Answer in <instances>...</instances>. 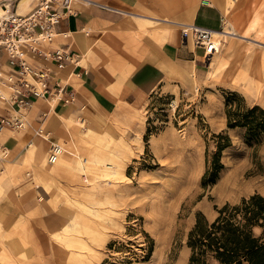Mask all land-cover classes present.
<instances>
[{"label": "crops", "instance_id": "0c3cea01", "mask_svg": "<svg viewBox=\"0 0 264 264\" xmlns=\"http://www.w3.org/2000/svg\"><path fill=\"white\" fill-rule=\"evenodd\" d=\"M38 1L17 2L14 9L27 14ZM235 6L234 0H72L69 9L58 7L62 15L55 27L56 36L51 44L40 47L46 51L69 48L78 54V64L57 70L50 59L32 55L29 59L35 67L57 71V78L74 90L75 98L68 104L57 101L54 110L46 106L48 100L38 98L30 108L21 111L26 118L25 128L49 136L48 140L35 136L32 149L26 140H15L19 130L6 129L0 133V152L8 154L7 164L0 157V167H3L0 171V264H37L42 253L44 257L50 254L51 247L46 241L50 242L51 235L59 240L56 234L60 226L51 223L52 215L45 208L33 210L37 198H49L41 181L55 177L66 197L71 194L68 190L72 193L89 190L80 184V176L73 174L78 161L85 165L88 158L87 148L77 141L74 130L97 127L112 138L114 145L118 144L124 133L117 131L123 128L115 118L130 121L139 116L137 111L152 93L192 85L196 75L205 71L202 64L211 65L219 52L204 58L201 47L181 37L182 23L215 31L225 24V15L229 14L237 30H247L248 24L243 25L244 29L236 24ZM239 41L231 39L224 45L228 64H232L230 53ZM249 42L256 41L250 39ZM250 49L254 51L255 47L244 45L242 51ZM0 69L5 75L9 71L4 54L0 55ZM11 114L12 107L0 102V116ZM43 115H48V121L37 122ZM59 116L73 118L72 123L63 127ZM56 140L65 142L81 155L74 152L70 157L63 153L61 155L65 156L60 155L56 165L49 163L47 145ZM162 142L166 144V138ZM66 163L71 172L66 170ZM52 168L57 169L56 175ZM72 184L74 189H71ZM73 203L68 206L64 219V225L70 230L77 228L79 219ZM70 220L76 224L72 229L67 224ZM66 248V258L70 259L75 249Z\"/></svg>", "mask_w": 264, "mask_h": 264}, {"label": "rangeland", "instance_id": "374dc122", "mask_svg": "<svg viewBox=\"0 0 264 264\" xmlns=\"http://www.w3.org/2000/svg\"><path fill=\"white\" fill-rule=\"evenodd\" d=\"M2 1L16 9L17 0ZM234 4L236 24L241 29L248 24L247 30H237L226 14L223 28L233 34L219 45L211 65L202 64L205 71L196 75L192 85L156 91L137 111L139 116L127 122L115 118L123 128L117 131L122 130L124 138L112 146L113 153L120 156L126 146L136 153L130 159L120 156L128 178L96 179L89 184L79 180L90 191L88 209L95 220L94 225H88L96 236L83 234L87 246L94 250L92 264H188L186 240L197 213L211 221L225 203L234 204L254 192L264 195V140L246 143L243 129L226 128L224 111L228 91L243 96L247 105L264 107V0H234ZM231 39L240 43L232 49V64H228L224 45ZM244 45L255 50L242 51ZM39 121L45 123L48 115L39 116ZM224 130L231 144L221 153L224 167L214 185L202 187L206 160L216 149V136ZM165 138L166 144L162 142ZM153 141L157 150L151 146ZM55 142L70 157L77 152L65 142ZM0 153L7 164L8 154ZM71 187L74 189L73 184ZM52 218L54 226L64 224L65 218ZM67 224L71 229L76 225L71 220ZM51 238L46 241L51 255L42 253L37 264H74L66 258L67 248L53 235Z\"/></svg>", "mask_w": 264, "mask_h": 264}, {"label": "built area", "instance_id": "2783aa9c", "mask_svg": "<svg viewBox=\"0 0 264 264\" xmlns=\"http://www.w3.org/2000/svg\"><path fill=\"white\" fill-rule=\"evenodd\" d=\"M71 0H39L27 14L17 13L14 6L4 7L0 14V55L6 56L9 71L5 74L0 69V100L14 107L16 114L0 116V132L6 129L20 130L26 123L21 111L30 108L38 98L65 104L75 98V92L66 82L57 78L55 70L35 67L29 55L50 59L57 70H63L69 64L76 66L78 54L69 48L43 50L41 44H51L56 36L55 27L62 12L58 7L69 9ZM4 2L0 0V6ZM225 22L223 21V24ZM223 26L219 30H222ZM181 37L191 39L209 58L218 51L213 30L194 24L182 23L179 28ZM6 90H10L6 92ZM19 111V112H18ZM47 160L53 164L65 151L58 142H51Z\"/></svg>", "mask_w": 264, "mask_h": 264}, {"label": "trees", "instance_id": "16d2710c", "mask_svg": "<svg viewBox=\"0 0 264 264\" xmlns=\"http://www.w3.org/2000/svg\"><path fill=\"white\" fill-rule=\"evenodd\" d=\"M226 128L244 130L246 143L264 140V107L247 105L243 96L228 91L224 96ZM216 149L206 160L201 186L214 185L224 164L221 153L229 147L227 130L216 136ZM211 221L197 213L187 235L188 264H264V195L254 192L234 204L217 208Z\"/></svg>", "mask_w": 264, "mask_h": 264}, {"label": "bare ground", "instance_id": "6f19581e", "mask_svg": "<svg viewBox=\"0 0 264 264\" xmlns=\"http://www.w3.org/2000/svg\"><path fill=\"white\" fill-rule=\"evenodd\" d=\"M18 3L19 4L25 3V0H20ZM5 5L8 7L10 6V4L5 1L0 6V14H2ZM231 34H233L232 30H228L226 28H223L222 30H215L214 36L216 37L215 41L217 45L219 46L224 41L225 37ZM189 41L195 47H200V46H196L192 42L191 39H189ZM57 101L58 100H54L53 102V101L48 100L46 103V106H48L49 109L54 110ZM0 102L5 103L1 100ZM16 112L17 111L14 110V114H16ZM59 117L61 119L60 121L63 127H66L67 125H70L72 123L73 118L70 119L68 117H63V116H59ZM24 126L22 127V129L19 130L20 132H18V138L15 137V140L18 139L19 142L26 140L31 149L34 147L33 137L37 133H39L40 136L46 140L49 138L47 134H44L38 131L36 133L35 132L33 133L31 130H28ZM4 131L5 130L1 131L0 133H3ZM23 132L25 133L23 134ZM74 132H76L75 135L77 137V141L82 143L84 147L87 148V153H88V158L86 160L87 163L83 165L82 163L78 161L77 163L78 168H74L73 174L75 176L77 177L80 176V179L88 184L94 182L96 179L100 180V179L107 178L108 180H121L122 178H125V179L128 178L125 175L126 164L122 160L123 157H120V156L124 155V156H127L128 159H130L131 156L136 155L133 147L126 146V148H122L120 152L121 155L117 156L113 154L112 146L115 143L113 142L112 138L109 137L108 134H105V132L99 131L97 127L91 126V127H88L87 129H83V131H80V132H79V129L77 128V130H74ZM122 133L123 131L120 130V134ZM120 138L121 140H123L122 135L119 137V139ZM137 143H139L138 139H137ZM116 145L118 146V144ZM151 146L152 147L154 146V149L157 148L154 141L152 142ZM2 155H6V152L3 153ZM62 156H65V155H61V157ZM61 159L62 158H60V160ZM54 164L56 165V163ZM64 165L66 168H68L66 170L71 172L72 169L70 168L68 163ZM52 172L54 175L58 173L57 169L55 170L54 168H52ZM41 182H43L46 190L48 191L49 198H42L41 196L37 198L38 200L34 202L33 210L36 212L38 210H41L42 208H45V210L48 211V213L51 214L52 216L65 218L67 215L68 206L71 205L72 202H74L75 204L74 203L73 204L76 206V208L78 209V212L80 213V214L77 213L78 218H79L77 222V228L75 230H70L63 224L60 226V232H58L56 236L59 239V241L61 240L62 244H65L66 247H73L75 249V251L72 252L71 257H70V260L72 263L92 264L90 257L92 254H94V250L92 249V247L90 248L89 246H87V244L85 243V240L83 239V234L85 233H87V235L88 234L90 235L91 233H93V236H96V233H95L96 231L92 230V227L88 225V223L90 222L93 223L92 225H94L95 223V220L93 219L92 214H89V209H88L90 193H88L86 189L85 190L83 189L82 191L80 190L79 193L75 192V198L74 196H71V195H69V197H66L64 189L60 186V184H58L55 177L51 178L50 180L41 181ZM32 186L33 185H31V187ZM78 198H80L81 200H78ZM61 201H63L64 204H62ZM100 216L102 217L103 215L101 214ZM146 218H148V215H146ZM148 221L149 220H147L146 222ZM99 225L102 226V223L100 222Z\"/></svg>", "mask_w": 264, "mask_h": 264}]
</instances>
